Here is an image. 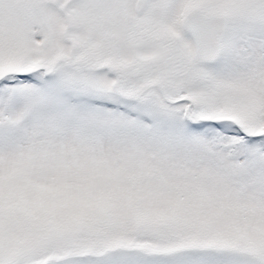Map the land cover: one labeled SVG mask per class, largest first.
<instances>
[{
	"label": "snow or ice",
	"instance_id": "obj_1",
	"mask_svg": "<svg viewBox=\"0 0 264 264\" xmlns=\"http://www.w3.org/2000/svg\"><path fill=\"white\" fill-rule=\"evenodd\" d=\"M0 264H264V0H0Z\"/></svg>",
	"mask_w": 264,
	"mask_h": 264
}]
</instances>
